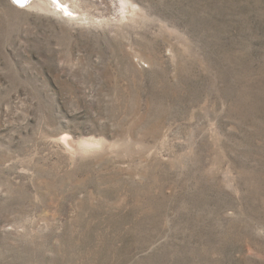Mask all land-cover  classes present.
<instances>
[{
    "label": "rangeland",
    "instance_id": "rangeland-1",
    "mask_svg": "<svg viewBox=\"0 0 264 264\" xmlns=\"http://www.w3.org/2000/svg\"><path fill=\"white\" fill-rule=\"evenodd\" d=\"M0 264H264V0H0Z\"/></svg>",
    "mask_w": 264,
    "mask_h": 264
},
{
    "label": "bare ground",
    "instance_id": "bare-ground-1",
    "mask_svg": "<svg viewBox=\"0 0 264 264\" xmlns=\"http://www.w3.org/2000/svg\"><path fill=\"white\" fill-rule=\"evenodd\" d=\"M12 1L15 2L16 4L20 5V6H24V5L29 4V0H26V2L23 3V4L19 3L18 0H12ZM57 4L60 5V6H62V3L59 2V1H57ZM64 9H65V12H66L67 14H69L70 10H69L68 6L65 7ZM64 9H63V10H64ZM89 143H90V142H89ZM99 143H100V142H99ZM99 143H97V142L94 143V142H93V143L89 144V146H95V147H96Z\"/></svg>",
    "mask_w": 264,
    "mask_h": 264
},
{
    "label": "snow or ice",
    "instance_id": "snow-or-ice-1",
    "mask_svg": "<svg viewBox=\"0 0 264 264\" xmlns=\"http://www.w3.org/2000/svg\"><path fill=\"white\" fill-rule=\"evenodd\" d=\"M19 3L23 4L26 2V0H18Z\"/></svg>",
    "mask_w": 264,
    "mask_h": 264
}]
</instances>
